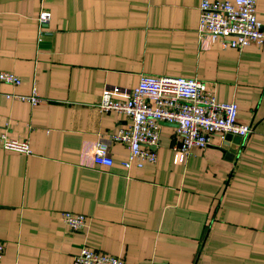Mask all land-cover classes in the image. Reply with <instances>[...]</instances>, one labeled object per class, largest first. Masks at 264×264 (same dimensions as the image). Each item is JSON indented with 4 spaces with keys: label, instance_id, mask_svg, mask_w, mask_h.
<instances>
[{
    "label": "crops",
    "instance_id": "0c3cea01",
    "mask_svg": "<svg viewBox=\"0 0 264 264\" xmlns=\"http://www.w3.org/2000/svg\"><path fill=\"white\" fill-rule=\"evenodd\" d=\"M200 4L0 0V72L22 81L0 82V131L31 148H0V264H73L84 246L125 264H264V42L201 39ZM256 17L264 33V0ZM143 75L206 82L253 132L215 134L177 163L175 127L163 124L156 163L126 168L128 147L107 141L113 165L95 164L94 144L131 125L98 109L104 91L126 101ZM34 91L37 106L6 96ZM63 212L84 215L85 229Z\"/></svg>",
    "mask_w": 264,
    "mask_h": 264
},
{
    "label": "built area",
    "instance_id": "2783aa9c",
    "mask_svg": "<svg viewBox=\"0 0 264 264\" xmlns=\"http://www.w3.org/2000/svg\"><path fill=\"white\" fill-rule=\"evenodd\" d=\"M51 17V13L43 9L38 19L40 27L48 24ZM261 28L256 17V0H201L198 27L201 39L219 42L224 49L240 50L251 44H263ZM0 82L13 86L22 83L11 72H0ZM6 96L32 106L44 102L36 91L30 95ZM98 109L105 113L115 111L124 114L131 122L129 127L120 129L108 140L101 137L94 144L95 164L108 167L113 165V160L107 141L123 143L128 147L129 157L123 163L126 168L133 164L142 168L146 163H156L157 153L154 149L160 143L163 124L176 126L173 149L177 163H185L194 148H207L215 134L246 138L253 132L252 126L237 122L236 103L218 102L208 84L197 79L143 75L126 101L115 100L112 92L106 89ZM0 148L31 154L29 142L12 139L6 131H0ZM60 218L75 232L85 229L87 225V218L81 214L63 212ZM4 255L5 245L0 240V261ZM73 264L125 263L121 258L84 246L74 256Z\"/></svg>",
    "mask_w": 264,
    "mask_h": 264
},
{
    "label": "water",
    "instance_id": "95a60500",
    "mask_svg": "<svg viewBox=\"0 0 264 264\" xmlns=\"http://www.w3.org/2000/svg\"><path fill=\"white\" fill-rule=\"evenodd\" d=\"M173 126L176 127L175 125H173ZM232 137H233V136L230 135V134L225 135V138H226L228 141H229Z\"/></svg>",
    "mask_w": 264,
    "mask_h": 264
}]
</instances>
